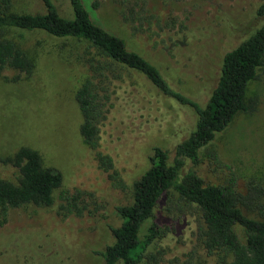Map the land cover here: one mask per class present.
<instances>
[{
  "label": "rangeland",
  "instance_id": "374dc122",
  "mask_svg": "<svg viewBox=\"0 0 264 264\" xmlns=\"http://www.w3.org/2000/svg\"><path fill=\"white\" fill-rule=\"evenodd\" d=\"M97 1L96 13L102 23L124 39L129 49L156 65L172 88L201 106L217 84L224 53L264 24V13H259L264 0ZM52 2L60 15L73 18L69 0ZM10 10L44 13L45 7L41 0H12ZM4 35L26 52L33 68L29 74L13 68L0 73V156L29 146L41 155L44 166L54 167L62 174V184L54 190L51 206L30 204L10 208L5 215L0 212V222L6 216L0 231L7 227L22 236L27 233L34 239L42 236L32 247H17L15 242H8L4 247L10 252L25 254L17 257L15 264H30L36 257L37 264L41 261L47 264L49 260L50 264L62 261L101 264V256L94 251L113 241L108 225L121 223L115 206L131 203L133 181L149 166L152 146L171 148L168 135L186 138L195 127L197 114L189 106L164 97L162 120L147 125L148 134L140 152H134L132 137L125 142L133 136L134 127L130 123L124 125L121 113L115 117L110 114L101 125L104 146L100 145L99 149L112 156L114 170L124 188L121 184L117 186L98 165L94 149L79 133L81 114L74 94L87 75L81 59L88 48L87 42L74 37H55L43 30L12 28ZM135 79L137 77L130 78ZM138 85L147 94L157 93L145 78H139ZM249 99L256 100L257 109L251 113L238 111L207 146L216 153L217 159H210L202 150L199 162H186L179 177L191 169L205 184L218 185L227 182L233 174L235 187L242 195L250 186H264L262 69L248 84L245 100ZM147 115L141 111L138 122L143 119L147 123ZM162 132L165 133L162 135ZM113 143L114 147H110ZM128 143L133 149L129 150ZM117 146L120 148H115ZM16 176L14 167L0 164V177L15 181ZM66 188L91 192L92 199L85 197L90 202V212L76 216L59 211L58 196ZM162 201L159 210L169 229L148 246L146 252L161 251L157 264H205L203 252L197 249L195 213L190 214L191 211L184 208L187 215H183L175 198ZM242 210L250 217L258 216L254 208L242 207ZM150 222L151 218L142 224L140 235ZM236 230L243 239L242 228L237 226ZM54 233L58 236L54 237ZM53 237L57 240H52ZM23 243L29 245L27 241ZM36 246L45 252L41 260L39 253L33 258ZM23 257L27 260L20 261ZM11 262L10 255L0 256V264Z\"/></svg>",
  "mask_w": 264,
  "mask_h": 264
},
{
  "label": "trees",
  "instance_id": "16d2710c",
  "mask_svg": "<svg viewBox=\"0 0 264 264\" xmlns=\"http://www.w3.org/2000/svg\"><path fill=\"white\" fill-rule=\"evenodd\" d=\"M41 1L44 13H17L10 10L12 0H0V73L13 68L29 74L33 68L26 52L15 41L5 37L7 29L43 30L55 37H74L87 42L88 48L81 55L87 75L74 94L81 114L79 133L83 141L94 149L98 165L108 172L117 186L121 184L124 188L114 170L112 156L99 149L100 145L104 146L101 144V125L110 114L115 117L121 113L124 125L130 123L134 127L133 136L125 141L129 142L132 137L130 142L135 145L134 152L143 148L148 134L147 125L158 124L162 120L164 97L189 106L197 114L195 127L186 138L168 135L171 148L152 146L149 166L133 181L131 203L115 206L121 223L108 225L113 241L94 251L101 256V264H157L161 251L146 252V248L169 229L159 209L162 200L174 198L183 215H187L184 208L196 215L197 249L203 252L205 264L208 261L210 264H264V186H250L242 195L235 187L233 174L227 182L218 185L205 184L191 169L179 177L186 162H199L202 150L210 159L216 160V153L207 149L215 135L231 122L238 111L251 113L257 109L255 99L246 101L245 98L249 82L258 77L261 69L264 71V24L224 53L217 84L205 105L201 106L172 88L156 65L129 49L124 39L102 23L96 13L97 0H69L74 14L71 19L60 15L52 0ZM259 13H264V5ZM134 77L137 80H130ZM139 78H145L157 93H145L138 85ZM141 111L148 114L147 123L143 119L138 122ZM127 146L131 147L129 143ZM110 147H114V143ZM0 164L17 170L15 181L0 177V212L4 215L10 208L30 204L48 207L54 203L53 192L61 186L62 174L54 167L44 166L35 149L21 146L11 155L0 156ZM85 197L92 199L93 194L80 188L62 189L58 196V210L76 216L90 212V202ZM242 207L254 208L258 216L246 215ZM149 218V226L140 235L142 224ZM1 219L0 226L6 216ZM237 226L242 228L243 239L236 230ZM57 236L54 233V237ZM54 237L52 240H57ZM41 238L34 239L31 233L22 236L4 227L0 231V256L10 255L11 264H15L16 258L25 254L10 252L4 246L15 242L17 247H32V243L36 241L37 245ZM26 241L28 246L23 243ZM44 242L49 243L47 239ZM35 250L33 258L38 253L40 260L41 256H46L37 246ZM36 259L30 264H37ZM22 260L26 261L27 257ZM65 262L61 264H69Z\"/></svg>",
  "mask_w": 264,
  "mask_h": 264
}]
</instances>
